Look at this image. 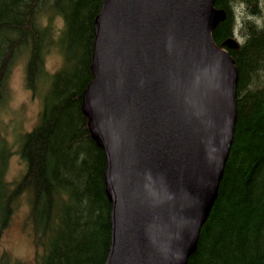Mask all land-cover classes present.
Listing matches in <instances>:
<instances>
[{"label":"trees","instance_id":"obj_1","mask_svg":"<svg viewBox=\"0 0 264 264\" xmlns=\"http://www.w3.org/2000/svg\"><path fill=\"white\" fill-rule=\"evenodd\" d=\"M102 1L0 0V87L6 89L19 54L27 87H42L38 120L20 137L24 167L15 179L6 177L11 152L0 156V238L26 196L36 264H105L109 253L106 158L81 110L93 78V20ZM213 4L225 11L212 30L217 46L237 32L241 37L228 48L237 70V113L216 197L185 264H264V0ZM57 16L61 24L55 26ZM52 49L62 63L50 72L44 57ZM0 264L23 263L3 249Z\"/></svg>","mask_w":264,"mask_h":264},{"label":"water","instance_id":"obj_2","mask_svg":"<svg viewBox=\"0 0 264 264\" xmlns=\"http://www.w3.org/2000/svg\"><path fill=\"white\" fill-rule=\"evenodd\" d=\"M214 0H103L81 97L111 201L105 264H185L217 194L237 70Z\"/></svg>","mask_w":264,"mask_h":264},{"label":"rangeland","instance_id":"obj_3","mask_svg":"<svg viewBox=\"0 0 264 264\" xmlns=\"http://www.w3.org/2000/svg\"><path fill=\"white\" fill-rule=\"evenodd\" d=\"M53 24L60 25V17H54ZM235 35L240 41L241 37L237 33ZM61 63L62 57L57 50L52 49L46 53L44 57L46 70L55 71ZM5 84L7 86L5 90L0 87V156L2 153L6 154L8 150L11 152L8 156L6 177L13 180L24 167L18 153V145L21 134L30 130L38 120L42 87H39L37 93H32L27 87L25 59L21 54L11 64ZM27 210V198L22 195L0 238V252L5 249L23 264H36V248L29 233V223L26 221Z\"/></svg>","mask_w":264,"mask_h":264},{"label":"bare ground","instance_id":"obj_4","mask_svg":"<svg viewBox=\"0 0 264 264\" xmlns=\"http://www.w3.org/2000/svg\"><path fill=\"white\" fill-rule=\"evenodd\" d=\"M227 3H228V2H227ZM238 4H239V3H238ZM244 4H245V2H244ZM21 6H22V5H21ZM243 6H244V5H243ZM245 6H246V5H245ZM247 7H248V6H247ZM14 8H15V7H14ZM36 8H37V7H36ZM21 9H22V8H21ZM16 10H17V8H16ZM37 10H38V9H37ZM19 11H20V10H19ZM9 13H10V12H9ZM14 13H15V12H14ZM35 13H36V12H35ZM251 13H252V12H251ZM260 13H261V12H260ZM15 17H16V16H15ZM17 20H18V19H17ZM19 21H20V20H19ZM21 21H22V20H21ZM232 22H233V21H232ZM255 22H256V21H255ZM228 23H229V22H228ZM13 24H14V23H13ZM21 25H22V24H21ZM17 29H19V28L17 27ZM235 30H236V29H235ZM21 33H22V32H21ZM237 33H238V32H237ZM252 34H253V33H252ZM47 37H48V36H47ZM9 39H10V38H9ZM45 39H46V38H45ZM50 39H51V38H50ZM49 42H50V41H49ZM51 42H52V41H51ZM249 42H251V41H249ZM2 43H4V42H2ZM41 43H42V42H41ZM47 43H48V42H47ZM47 43H46V44H47ZM48 44H49V43H48ZM5 46H6V45H5ZM9 46H10V45H9ZM48 46H49V45H48ZM1 47H2V46H1ZM41 49H42V48H41ZM2 52H3V51H2ZM4 52H5V50H4ZM6 52H7V51H6ZM16 52H17V51H16ZM41 52H42V51H41ZM42 53H43V52H42ZM40 54H41V53H40ZM12 56H14V55H12ZM12 56H11V57H12ZM11 57H10V58H11ZM40 57L42 58L43 56L40 55ZM4 58H5V57H4ZM42 59H43V58H42ZM9 60H10V59H9ZM11 60H12V59H11ZM11 60H10V61H11ZM2 62H3V61H2ZM247 70H248V69H247ZM43 72H44V71H43ZM38 74H40V73H38ZM41 74H42V73H41ZM43 75H44V74H43ZM40 76H41V75H40ZM44 76H45V75H44ZM43 78H45V77H43ZM38 79H39V78H38ZM263 82H264V81H263ZM38 83H39V82H38ZM37 86H38V85H37ZM49 132H50V131H49ZM52 143H53V142H52ZM51 145H52V144H51ZM82 145H83V144H82ZM32 146H33V145H32ZM73 149H74V148H73Z\"/></svg>","mask_w":264,"mask_h":264}]
</instances>
